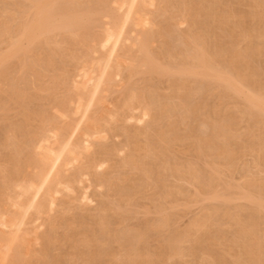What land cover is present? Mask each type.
Masks as SVG:
<instances>
[{
    "label": "bare ground",
    "instance_id": "6f19581e",
    "mask_svg": "<svg viewBox=\"0 0 264 264\" xmlns=\"http://www.w3.org/2000/svg\"><path fill=\"white\" fill-rule=\"evenodd\" d=\"M263 29L264 0H0V264H264Z\"/></svg>",
    "mask_w": 264,
    "mask_h": 264
},
{
    "label": "rangeland",
    "instance_id": "374dc122",
    "mask_svg": "<svg viewBox=\"0 0 264 264\" xmlns=\"http://www.w3.org/2000/svg\"><path fill=\"white\" fill-rule=\"evenodd\" d=\"M262 31H264V29H263ZM249 158H250V157H247L246 160H245L246 162H243V163H246V164H247V162H249V161H247ZM249 160H250V159H249ZM238 172H239V170L237 171V173H235V174H236V179H235V180H237V178H238V177H237ZM239 173H241V172H239ZM193 209H194V210H193ZM197 209H198L197 207L192 208V209H191V210H192V211H191L192 213L190 212V213H188L187 215H185V216L187 217V219H186V217H184V219L181 218L180 221H182V220H183V221H184V220H185V221L188 220V219H189V218H188V215H189V217H191L192 214L195 215V214L197 213L196 211H198ZM193 211H195V213H193ZM190 214H191V216H190ZM134 221H136V219H134ZM180 221H179V222H180ZM183 221L180 222V224H183V223L185 222V221H184V222H183Z\"/></svg>",
    "mask_w": 264,
    "mask_h": 264
}]
</instances>
